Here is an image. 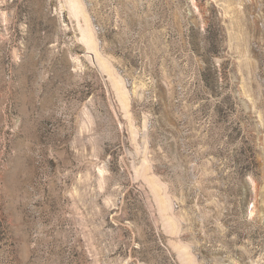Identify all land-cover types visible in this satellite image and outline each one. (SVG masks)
Returning <instances> with one entry per match:
<instances>
[{"label": "rangeland", "instance_id": "rangeland-1", "mask_svg": "<svg viewBox=\"0 0 264 264\" xmlns=\"http://www.w3.org/2000/svg\"><path fill=\"white\" fill-rule=\"evenodd\" d=\"M0 264H264V0H0Z\"/></svg>", "mask_w": 264, "mask_h": 264}]
</instances>
